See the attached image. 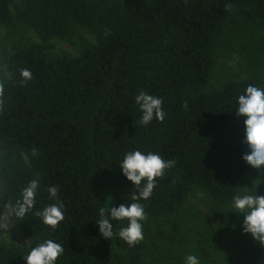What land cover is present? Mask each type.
<instances>
[{
  "label": "trees",
  "instance_id": "16d2710c",
  "mask_svg": "<svg viewBox=\"0 0 264 264\" xmlns=\"http://www.w3.org/2000/svg\"><path fill=\"white\" fill-rule=\"evenodd\" d=\"M0 0V25L27 24L40 41L19 45L7 57L10 77L0 82V196L15 204L23 188L39 181L33 209L12 217L28 239L26 248L0 244V264H26L33 247L51 239L64 248L56 264H112L114 244L123 264H140L143 244L129 246L116 235L127 221H112L104 238L95 223L99 209L139 202L147 217L172 213L193 187L232 203L247 173L258 178L249 193L264 196V173L241 158L244 118L238 97L253 76L225 81L205 91L217 38L227 22L264 19V0H138L109 6L106 0ZM241 15L235 21L234 12ZM78 24L98 36L84 41L78 56L52 57L45 42ZM29 70L30 79L22 77ZM145 91L163 100L164 120L140 123L135 97ZM139 150L173 161L147 200L119 170L125 154ZM261 179V180H260ZM65 219L53 230L37 215L56 203ZM156 238L166 236L156 229Z\"/></svg>",
  "mask_w": 264,
  "mask_h": 264
},
{
  "label": "rangeland",
  "instance_id": "374dc122",
  "mask_svg": "<svg viewBox=\"0 0 264 264\" xmlns=\"http://www.w3.org/2000/svg\"><path fill=\"white\" fill-rule=\"evenodd\" d=\"M134 1L138 0H106L109 6ZM23 8L22 0L10 3L14 15ZM241 18L235 11V21ZM97 36L95 32L72 23L65 36L45 42L46 53L52 57L78 56L83 42L95 43ZM39 41L37 33L20 20L10 26L0 25V82L10 77L6 59L15 48ZM214 56L215 64L205 91L219 88L231 79L253 76L264 79V19L240 25L227 22L216 40ZM244 149L245 153L249 151L246 144ZM258 182L256 176L247 173L240 184V193L249 192ZM4 205L5 200L0 196V214L5 211L7 215ZM230 211H233L232 203L218 202L199 187H193L174 212L158 218L146 216L142 222L140 264H185L189 255H195L200 264H264V245L242 231L243 214ZM158 227L166 234L162 239L154 236ZM0 244L20 248L29 244L25 235L13 227L12 217L0 222ZM111 250L112 264H123V251L114 244Z\"/></svg>",
  "mask_w": 264,
  "mask_h": 264
},
{
  "label": "clouds",
  "instance_id": "9594fccd",
  "mask_svg": "<svg viewBox=\"0 0 264 264\" xmlns=\"http://www.w3.org/2000/svg\"><path fill=\"white\" fill-rule=\"evenodd\" d=\"M21 75L26 80L31 78V73L27 69L22 70ZM135 103L142 113L140 118L142 125L147 126L154 119L161 122L164 120L163 100L160 97L140 91L135 97ZM235 113L238 117L244 118L243 143L249 149L241 158L262 174L264 173V88L249 85L244 94L238 97ZM173 163V161H165L156 153L145 154L139 150L126 153L120 162L119 170L133 187L139 190L138 194L132 196V200L150 198L156 187V179L163 176L165 170ZM38 189L39 181L35 179L30 181L23 188L15 204L7 202L4 205L7 215L5 211L0 214V222L11 217L23 218L29 213L35 205ZM48 192L50 198L57 202L46 206L37 215L45 225L54 230L65 219L64 206L57 199L56 186L49 187ZM232 208L233 211L230 212L241 213L244 216L242 231L251 234L256 241L264 245V196L257 194V188L254 193L244 191L233 197ZM125 220L127 226L122 227L116 235L129 246H134L143 239L142 222L146 220L144 207L139 202L123 203L119 207L112 206L110 209L100 208L99 220L95 224L99 226L101 235L110 239L114 235L112 221ZM63 253L64 248L61 244L48 239L33 247L24 259L26 264H56L58 257ZM185 264H200V262L195 255H189L185 259Z\"/></svg>",
  "mask_w": 264,
  "mask_h": 264
}]
</instances>
